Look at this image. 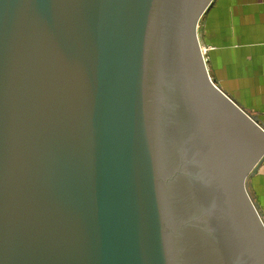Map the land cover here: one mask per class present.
<instances>
[{
	"label": "water",
	"instance_id": "water-1",
	"mask_svg": "<svg viewBox=\"0 0 264 264\" xmlns=\"http://www.w3.org/2000/svg\"><path fill=\"white\" fill-rule=\"evenodd\" d=\"M216 0H0V264H264V121L213 78Z\"/></svg>",
	"mask_w": 264,
	"mask_h": 264
},
{
	"label": "crops",
	"instance_id": "crops-1",
	"mask_svg": "<svg viewBox=\"0 0 264 264\" xmlns=\"http://www.w3.org/2000/svg\"><path fill=\"white\" fill-rule=\"evenodd\" d=\"M200 40L217 84L264 121V0H216ZM262 168L252 180L254 195ZM255 197L264 212V197Z\"/></svg>",
	"mask_w": 264,
	"mask_h": 264
},
{
	"label": "rangeland",
	"instance_id": "rangeland-1",
	"mask_svg": "<svg viewBox=\"0 0 264 264\" xmlns=\"http://www.w3.org/2000/svg\"><path fill=\"white\" fill-rule=\"evenodd\" d=\"M203 50H207V48L205 49H203ZM255 186H256V193H257V195L260 193L261 195H262V197H264V168H262V171L260 172V176L259 177H257L256 179H255ZM252 190V189H251ZM258 191V192H257ZM256 193H255V195H254V193H253V195L254 196H256ZM256 198V200L257 201H259L258 200V198L257 197H255ZM262 204H264V200H263V198H262V202H261ZM263 209V208H262Z\"/></svg>",
	"mask_w": 264,
	"mask_h": 264
}]
</instances>
